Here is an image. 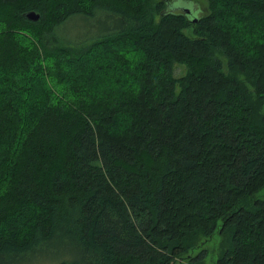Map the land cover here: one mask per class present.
Segmentation results:
<instances>
[{"label": "trees", "instance_id": "obj_1", "mask_svg": "<svg viewBox=\"0 0 264 264\" xmlns=\"http://www.w3.org/2000/svg\"><path fill=\"white\" fill-rule=\"evenodd\" d=\"M179 1L0 0V264H264V0Z\"/></svg>", "mask_w": 264, "mask_h": 264}, {"label": "rangeland", "instance_id": "obj_2", "mask_svg": "<svg viewBox=\"0 0 264 264\" xmlns=\"http://www.w3.org/2000/svg\"><path fill=\"white\" fill-rule=\"evenodd\" d=\"M198 4L199 6H202L204 5V1L203 0H198ZM171 5V6H170ZM169 7L170 8H173L172 11H177L180 7V8H183V9H187L189 12H191L193 14V16H198L200 11L198 10L197 6L194 4L193 1H190V0H181L179 1V4L177 5H172L170 4ZM193 18V17H192ZM83 27L80 26L78 23L76 22H67V24H65V26L63 28H60L59 31L63 30V33L64 34H72L73 36H75L76 34L80 33L81 29ZM182 72V67L179 66V65H174L173 67V75L174 76H178L180 73ZM258 195L260 197H264V188L262 190H260L258 192ZM218 242V239H214L212 242H209L207 245V249H210V252H213V249H211V247L215 246ZM212 254H210L206 259L204 258L201 262V264H212V262L214 261V258H212ZM34 264V263H32ZM37 264H43V262L41 263H37Z\"/></svg>", "mask_w": 264, "mask_h": 264}, {"label": "water", "instance_id": "obj_3", "mask_svg": "<svg viewBox=\"0 0 264 264\" xmlns=\"http://www.w3.org/2000/svg\"><path fill=\"white\" fill-rule=\"evenodd\" d=\"M184 11L188 13L187 9L186 10L184 9ZM24 17L28 20L34 21L38 18V14H36L32 11H28V12L24 13Z\"/></svg>", "mask_w": 264, "mask_h": 264}]
</instances>
